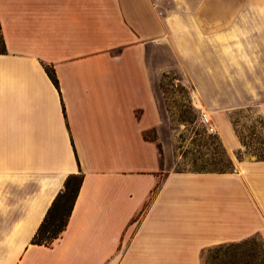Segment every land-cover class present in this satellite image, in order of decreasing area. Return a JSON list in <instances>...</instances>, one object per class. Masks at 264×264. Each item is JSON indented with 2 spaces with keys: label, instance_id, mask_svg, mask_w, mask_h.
<instances>
[{
  "label": "crops",
  "instance_id": "1",
  "mask_svg": "<svg viewBox=\"0 0 264 264\" xmlns=\"http://www.w3.org/2000/svg\"><path fill=\"white\" fill-rule=\"evenodd\" d=\"M0 35V264H201L254 236L264 255V159L236 157L229 116L255 108L264 128V0H0ZM152 46L169 50L155 73L179 71L232 171L162 169L142 136L161 122ZM79 170L65 229L30 244Z\"/></svg>",
  "mask_w": 264,
  "mask_h": 264
},
{
  "label": "rangeland",
  "instance_id": "2",
  "mask_svg": "<svg viewBox=\"0 0 264 264\" xmlns=\"http://www.w3.org/2000/svg\"><path fill=\"white\" fill-rule=\"evenodd\" d=\"M152 49L148 63L154 71L161 62L170 60V53L165 47L152 46ZM153 87L161 122L157 130H148L146 136L157 141L162 154V169L165 172L226 170L230 158L214 128L213 132H208L201 122V108L193 104L190 88L183 82L179 71L174 67L159 73L154 71ZM229 116L243 143L236 157L245 154L256 159L264 158V128L255 108L234 110ZM254 238L253 264H262L261 240L257 236ZM220 255L213 246L208 247L201 252V264H213L215 256Z\"/></svg>",
  "mask_w": 264,
  "mask_h": 264
},
{
  "label": "trees",
  "instance_id": "3",
  "mask_svg": "<svg viewBox=\"0 0 264 264\" xmlns=\"http://www.w3.org/2000/svg\"><path fill=\"white\" fill-rule=\"evenodd\" d=\"M0 40L3 49V41L1 35ZM44 69L50 80L58 88V81L53 68L45 65ZM146 133L147 131L143 132L142 136L144 139H149L146 136ZM233 168V163L230 159H228L226 170L215 172L232 171ZM197 172L207 171L199 170ZM82 180L83 173L80 170L76 173H69L65 177L62 188L58 191V193L52 200L37 230L33 234L30 240V244L51 246L52 243L61 235L62 231L67 225ZM253 245H255V238L250 237L238 242H228L213 246V249L218 250L221 254L220 256H215L214 260L216 262H214L213 264H253ZM260 249L262 264H264V255L261 241Z\"/></svg>",
  "mask_w": 264,
  "mask_h": 264
},
{
  "label": "built area",
  "instance_id": "4",
  "mask_svg": "<svg viewBox=\"0 0 264 264\" xmlns=\"http://www.w3.org/2000/svg\"><path fill=\"white\" fill-rule=\"evenodd\" d=\"M200 113H201V118H200L201 122L206 125L208 132H213V127L206 113L203 110H201Z\"/></svg>",
  "mask_w": 264,
  "mask_h": 264
},
{
  "label": "bare ground",
  "instance_id": "5",
  "mask_svg": "<svg viewBox=\"0 0 264 264\" xmlns=\"http://www.w3.org/2000/svg\"><path fill=\"white\" fill-rule=\"evenodd\" d=\"M205 112V111H204ZM206 113V112H205ZM206 115H207V113H206ZM211 119V118H210Z\"/></svg>",
  "mask_w": 264,
  "mask_h": 264
}]
</instances>
